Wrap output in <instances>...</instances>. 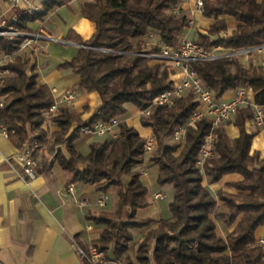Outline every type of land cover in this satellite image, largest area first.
Returning a JSON list of instances; mask_svg holds the SVG:
<instances>
[{"label":"trees","instance_id":"16d2710c","mask_svg":"<svg viewBox=\"0 0 264 264\" xmlns=\"http://www.w3.org/2000/svg\"><path fill=\"white\" fill-rule=\"evenodd\" d=\"M71 1L41 0L39 11L19 8L14 12L15 21L12 17L5 21L20 32H31L28 24L42 23L56 8L67 7ZM177 3L91 0L82 4L80 14L94 23L95 31L86 40L73 30L67 32L64 39L79 48L57 70L75 74V87L96 94L100 104L93 111L83 106L80 112L60 107L55 116L47 118L44 110L54 103L53 94L48 85L38 84L36 65L24 51L5 66L11 75L0 82V124L6 126L9 140L18 149L33 138L44 147L38 172L48 171L55 163L66 175V186L80 183L101 194L115 193L113 212L85 216L102 227L92 246L103 253V260L122 264H264V246L255 239L257 229L264 226V158L251 148L257 132L246 130L253 117L249 106L212 130L213 156L205 160L202 171L197 158L211 131V120L204 118L194 127L187 126L198 106L191 92L172 106L153 107L148 115L139 116V124L156 140L149 155L143 150L145 137L124 120L117 122L114 137L89 143L86 154L75 147L81 133L93 131L95 124L124 116L126 105L143 111L156 96L173 89L169 66L136 53H158L161 44L178 42L187 19L174 13ZM200 13L213 23L205 35L198 34L194 40L198 45L232 50L264 45V0H201ZM221 17L236 22L230 33ZM150 34H155L157 44L147 41ZM22 40L0 37V54L16 53ZM190 67L217 99L238 88L250 91L262 110L264 127V70L260 65L245 66L237 56L193 62ZM47 121L57 129L50 131L45 127ZM230 124L238 129L234 139L226 134L225 127ZM184 126V140L169 143L168 137ZM50 156L53 162H49ZM146 164L148 169L156 168L157 185L173 189L169 218L136 217L138 210L149 207L148 188L141 174ZM230 174L241 177L229 184L234 193L219 190L213 196L204 185L205 180L214 184ZM220 206L217 216L227 226L235 224L226 237L216 232L214 217ZM152 224L155 227L142 237L131 256L133 231Z\"/></svg>","mask_w":264,"mask_h":264},{"label":"crops","instance_id":"0c3cea01","mask_svg":"<svg viewBox=\"0 0 264 264\" xmlns=\"http://www.w3.org/2000/svg\"><path fill=\"white\" fill-rule=\"evenodd\" d=\"M40 1L35 2L39 5ZM90 1L73 0L67 7L56 8L42 23L28 24L32 33H40L53 39V41H39L38 44L44 47L39 51L25 52L29 55L31 63L36 65L39 74L38 84H46L50 89H55L58 94L66 89L73 91L75 102L68 108L75 112H80L83 106H88L93 111L100 104L99 97L94 93L88 94L77 89L75 85L78 77L69 70H57V66L72 59L79 48L77 44L64 39L69 30H73L83 40L94 33V23L80 14L82 4ZM197 1L178 0L176 8L179 9L180 15L187 19V25L180 39L194 41L198 34L205 35L213 23L212 19L203 18L200 11L196 10ZM257 1L260 2V0ZM0 12L4 18L9 19L14 16L15 10L10 9L4 0H0ZM221 18L226 20L228 33H230L236 26V22L229 17ZM57 40L63 42L59 43ZM259 49L260 52L255 50L249 55L241 56L240 61L245 66L250 63L259 65L260 62H264V45L259 46ZM233 95L234 91H231L226 93L224 98L230 99ZM130 108H132L131 105H126L128 113ZM128 113L116 121H126L143 137L149 135V129H139V110L134 107L130 115ZM45 127L50 131L57 129L50 121H47ZM225 130L231 139L238 136V129L232 124L226 126ZM246 130L257 132L252 140L251 148L258 151L260 157L264 158V127L256 128L248 123ZM141 131L145 134L142 135ZM96 138L102 137L90 132L81 133L74 142L75 147L86 154L89 143L101 141ZM18 150L9 138L0 137V264H84L78 249L87 250L102 231L101 226L94 225L86 220L85 216L113 212L116 205L115 193L101 194L92 186L79 183L73 184L74 192L70 194L66 189V175L55 163L48 171L38 172L37 177L27 183L17 177L12 161L7 162ZM49 162H53L52 156L49 157ZM151 169L156 170L155 167ZM144 170L148 172L149 169ZM148 175L142 176L146 186L153 185ZM240 180L239 175L230 174L214 184H209L205 180L204 185L215 196L219 190L234 193V189L230 188L229 184ZM98 200H103L104 206H99ZM148 202L149 207L138 210L137 216L139 217V212L145 211L142 218L150 217L156 220L155 212L151 210L149 200ZM240 217L241 214L236 216V222ZM234 227L235 224L227 226L216 223V232L226 237ZM255 239L257 241L264 239V226L257 229Z\"/></svg>","mask_w":264,"mask_h":264},{"label":"built area","instance_id":"2783aa9c","mask_svg":"<svg viewBox=\"0 0 264 264\" xmlns=\"http://www.w3.org/2000/svg\"><path fill=\"white\" fill-rule=\"evenodd\" d=\"M10 9L16 10L19 8H27L33 11H39L41 4L37 5L35 0H4ZM201 0L196 3V10L200 11ZM174 13L180 15L178 8L174 7ZM13 16L11 21H15ZM0 37L14 40L18 37H23L19 45V50L12 54H0V82L3 78L10 76L11 72L5 66L12 61L17 54L27 51H39L44 47L40 46L39 41H53V39L46 37L40 33L20 32L11 26L7 25L3 14L0 12ZM149 40V39H148ZM55 41V40H54ZM62 43V40H57ZM150 44H157L158 40L149 42ZM260 52L259 46L253 48L232 50L222 46L203 47L194 41L179 39L178 42L171 46L166 44L160 45L158 53H136L138 56L146 57L165 64L172 70L171 80L174 87L171 90L163 92L156 96L150 107L143 111H139V115H148L153 107L172 106L177 100L184 98L191 92L194 98L198 101L196 110L189 117L187 126L194 127L195 123L201 119L208 118L211 120V131L205 137L204 143L197 158V166L202 171L203 164L206 159L213 156L212 149V130L221 125L231 121L236 112L249 106L252 109L251 124L256 128L263 127V114L259 106L254 103L253 94L243 88H238L234 91V95L230 99H225L224 96L217 99L210 89L206 88L202 80L191 69L190 64L193 62H209L216 59L241 57L249 55L253 51ZM264 70V62L259 64ZM177 77V78H176ZM54 97V103L44 110L47 118L55 116L60 107H70L75 102V95L70 89H66L61 93H57L55 89H51ZM3 106V98H0V107ZM117 122L110 123L99 122L94 125L93 131L90 133L96 136L110 135L114 137L116 134ZM186 126L176 129L173 134L168 137L169 143L182 142L185 138ZM9 131L3 124H0V137L8 138ZM156 147V140L152 134L145 137L143 150L145 155L151 154ZM44 154V147L41 146L34 138L23 143L22 147L18 150L15 156L7 162H11L13 169L18 178L25 180L27 183L33 181L37 177L38 169L40 168V160ZM142 176H147L146 170H141ZM67 192L73 194L74 186L69 184ZM164 198L163 192H156L153 194L154 200H162ZM103 200H98L99 206H104ZM259 244L264 246V239L258 241ZM81 258L88 264H122L113 261L103 260V253L98 251L93 246L87 250L78 249Z\"/></svg>","mask_w":264,"mask_h":264},{"label":"rangeland","instance_id":"374dc122","mask_svg":"<svg viewBox=\"0 0 264 264\" xmlns=\"http://www.w3.org/2000/svg\"><path fill=\"white\" fill-rule=\"evenodd\" d=\"M149 40H147L148 42H152V41H155L157 40V37L155 36V34H150L148 36ZM191 39V38H189ZM162 64V63H160ZM164 65V64H163ZM167 66V65H165ZM170 68V67H169ZM177 78V77H176ZM134 108V107H132ZM129 109V113L128 115H130V111L131 109ZM128 115L126 117H128ZM117 122V121H115ZM140 128H143L141 125L139 127ZM36 132H33V135H35ZM141 134L144 135L145 132H142L141 131ZM98 137H102L103 140L104 139H110L111 136L110 135H106V136H98ZM102 138H96V140H101L102 141ZM145 169H148V166L147 164L145 165ZM149 175L148 177L151 178L152 180V184L153 185H148L146 183V178L144 177V181L145 183L147 184V188H148V195H147V198L148 200L150 201L151 203V210L153 209V211L155 212V218H156V221H159V220H162V219H166L168 217H170V211H169V203L172 201V197H173V189L171 188V186L169 185H166V186H163V187H160L159 185H157L156 183V170L155 169H151L149 168L148 172H147ZM207 181V180H206ZM162 191L163 192V196L164 198L162 200H154L153 199V194L156 193V192H160ZM222 210V207H218L216 209V214H215V221L216 223H218L219 225L222 224V225H226L218 216H217V213L219 212V210ZM150 210V211H151ZM152 212V211H151ZM139 217L137 216L136 214V217L139 218V219H144L142 217H144L145 215V211L143 212H139L138 213ZM147 218V217H146ZM155 227V224H152L150 227L148 228H143V229H140V230H134V240H133V243L131 244V247H130V255L132 256L133 253L135 252L136 248H137V245L139 244V242L141 241L142 237L151 229V228H154Z\"/></svg>","mask_w":264,"mask_h":264}]
</instances>
